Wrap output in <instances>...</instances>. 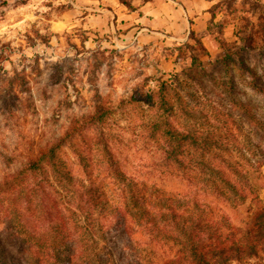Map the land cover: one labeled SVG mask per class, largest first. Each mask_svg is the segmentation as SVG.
Wrapping results in <instances>:
<instances>
[{"label":"rangeland","instance_id":"1","mask_svg":"<svg viewBox=\"0 0 264 264\" xmlns=\"http://www.w3.org/2000/svg\"><path fill=\"white\" fill-rule=\"evenodd\" d=\"M220 1L135 0L139 9L129 12L117 0H5L0 7V189L48 142L61 144L75 175L84 177L86 158L107 186L101 150L106 141L119 168L145 193L177 197L189 211L224 214L243 226L249 208L256 206L253 198L264 201V51L241 53L249 73L223 68L225 53L216 37L221 32L231 43L236 24L227 11L207 28L208 9ZM248 1L259 3L254 13L264 15V0ZM183 3L189 25L180 28ZM145 5L158 9L155 28L138 21ZM112 7L117 15L111 20ZM128 15L134 21L126 20ZM243 16L254 21L252 14ZM197 38L207 51L199 64L193 60ZM162 83L170 87L171 123L213 137L221 148L202 155L188 147L179 167L165 160V145L151 132L161 114ZM100 109L105 119L95 122ZM222 175L234 189L220 181ZM5 222L1 213L4 246ZM103 241L109 264H159L168 254L163 247H134L118 230Z\"/></svg>","mask_w":264,"mask_h":264},{"label":"trees","instance_id":"2","mask_svg":"<svg viewBox=\"0 0 264 264\" xmlns=\"http://www.w3.org/2000/svg\"><path fill=\"white\" fill-rule=\"evenodd\" d=\"M134 1L117 0L127 11L137 12L139 6ZM5 5V0H0V7ZM260 9L259 3L248 0H223L208 9L209 30L218 15L227 11L234 15L233 41L228 43L221 32L216 37L225 53L220 63L226 71L237 66L249 73L241 53L264 51V15L254 13ZM243 14H252L254 21L249 23ZM193 41L197 54L193 60L199 64V56L207 55V51L200 39ZM169 89L162 83L157 93L161 114L151 124L152 135L165 145V160L179 167L188 147L202 155L216 146L221 148L213 137L181 131L171 123ZM104 116L105 110L100 109L93 120L98 122ZM61 149L59 142H48L22 171L1 186L0 214L6 218V237L5 246L0 240V264H109L103 240L112 230H118L134 247L167 249L159 264L264 263V201L257 196L253 198L255 208H249L247 221L239 227L224 214L204 216L189 211L177 197L145 193L119 168L106 141L101 150L102 167L110 178L107 186L94 176L86 158L84 177L71 172ZM220 181L234 189L224 175Z\"/></svg>","mask_w":264,"mask_h":264},{"label":"crops","instance_id":"3","mask_svg":"<svg viewBox=\"0 0 264 264\" xmlns=\"http://www.w3.org/2000/svg\"><path fill=\"white\" fill-rule=\"evenodd\" d=\"M176 5H178V7L180 8V5L179 4H176ZM176 5L175 6H173L171 9L173 10V9H175L174 7H176ZM113 8V11L111 12L110 11V15H111V20L112 19H115V15H117V11H116V8L114 9V7H112ZM182 8L184 9V19H182V20H180L177 24H178V26L181 28V26L184 28L186 25H185V22L189 25V23H188V21H187V16H189V10H188V8H187V6L186 5H184V3L182 4ZM142 12H143V18H140L138 21H142V20H144L145 19V21H146V24H148V26H153V28H155L154 27V23H155V20H154V18L153 17H156V16H158L159 15V12H158V14H157V7H155V6H153L151 9L148 7V5H145L143 8H142ZM150 10H152L151 11V13H150ZM151 14V15H150ZM157 14V15H156ZM205 14H207V13H205ZM152 16V17H151ZM106 16H103V18H105ZM107 18V17H106ZM126 20H129L130 22L131 21H134V17H133V15H128V16H126V18H125ZM148 20V21H147Z\"/></svg>","mask_w":264,"mask_h":264}]
</instances>
